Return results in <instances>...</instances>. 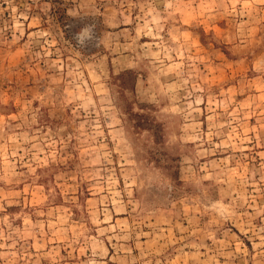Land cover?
<instances>
[{
	"label": "rangeland",
	"instance_id": "rangeland-1",
	"mask_svg": "<svg viewBox=\"0 0 264 264\" xmlns=\"http://www.w3.org/2000/svg\"><path fill=\"white\" fill-rule=\"evenodd\" d=\"M0 264H264V0H0Z\"/></svg>",
	"mask_w": 264,
	"mask_h": 264
}]
</instances>
